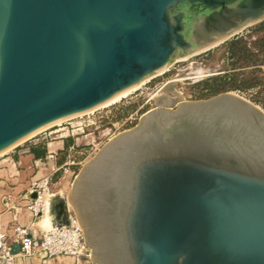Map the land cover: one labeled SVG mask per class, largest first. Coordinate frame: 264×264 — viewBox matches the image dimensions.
Wrapping results in <instances>:
<instances>
[{
    "label": "water",
    "instance_id": "95a60500",
    "mask_svg": "<svg viewBox=\"0 0 264 264\" xmlns=\"http://www.w3.org/2000/svg\"><path fill=\"white\" fill-rule=\"evenodd\" d=\"M263 19L264 0H0V157ZM168 101L47 199L52 224L71 204L93 264H264V110Z\"/></svg>",
    "mask_w": 264,
    "mask_h": 264
},
{
    "label": "rangeland",
    "instance_id": "374dc122",
    "mask_svg": "<svg viewBox=\"0 0 264 264\" xmlns=\"http://www.w3.org/2000/svg\"><path fill=\"white\" fill-rule=\"evenodd\" d=\"M230 43L236 44L231 46ZM222 76L227 80L228 92L236 93L264 110V19L208 51L175 61L165 72L143 80L141 86L117 101L60 122L18 147L23 149L36 143L40 150L47 142L67 137L65 149L57 156L58 164L52 175H48L52 193L48 198L60 191V195L67 199L81 168L107 142L134 128L142 115L161 103H168L170 99L177 100V103L199 100L204 88L197 86L198 83ZM69 207L74 213L71 204ZM45 217L50 220L48 211ZM45 221L42 217L37 224L49 228Z\"/></svg>",
    "mask_w": 264,
    "mask_h": 264
},
{
    "label": "built area",
    "instance_id": "2783aa9c",
    "mask_svg": "<svg viewBox=\"0 0 264 264\" xmlns=\"http://www.w3.org/2000/svg\"><path fill=\"white\" fill-rule=\"evenodd\" d=\"M49 176L33 181L27 191L28 203L25 208L32 214L35 223L45 213V199L50 192ZM36 194L35 198H31ZM14 221H17L21 206H12ZM68 222L65 225H51L47 229L36 232L34 238L30 237L28 227L16 225L13 228V237L20 244V252L12 254L9 242L10 236L0 233V252L4 254L5 261L2 264H30L32 260L38 264H50L59 257H71L75 264H93L91 250L85 242L84 232L75 214L67 206Z\"/></svg>",
    "mask_w": 264,
    "mask_h": 264
},
{
    "label": "crops",
    "instance_id": "0c3cea01",
    "mask_svg": "<svg viewBox=\"0 0 264 264\" xmlns=\"http://www.w3.org/2000/svg\"><path fill=\"white\" fill-rule=\"evenodd\" d=\"M66 138L61 136L56 141L47 142V152L43 158H37L31 152V149L37 148L36 143L23 149L17 147L0 157V233L10 236L9 242L12 245L16 244L13 237V228L16 225L34 229L38 233L41 229H47L35 223L32 214L25 208L29 201L26 195L33 181L52 175L58 164L57 156L65 149ZM54 193L61 194L60 191ZM12 206L22 207L17 221H14ZM44 215L42 217L46 220L45 226L53 225L52 222L50 225L49 218L45 219ZM30 264H38V261L32 260ZM50 264H75V260L71 257H59Z\"/></svg>",
    "mask_w": 264,
    "mask_h": 264
},
{
    "label": "trees",
    "instance_id": "16d2710c",
    "mask_svg": "<svg viewBox=\"0 0 264 264\" xmlns=\"http://www.w3.org/2000/svg\"><path fill=\"white\" fill-rule=\"evenodd\" d=\"M231 46H235L234 44L236 43H230ZM233 50V47L231 48ZM226 78L225 77H216V78H211V79H206L198 83L197 86H203L204 92L203 94L200 95L199 99H207L210 97H213L215 95H218L223 92H228L229 90L226 88L225 83H226ZM31 152L35 154V157H45L46 155V147L43 149L41 148L40 150H37V148L31 149Z\"/></svg>",
    "mask_w": 264,
    "mask_h": 264
},
{
    "label": "bare ground",
    "instance_id": "6f19581e",
    "mask_svg": "<svg viewBox=\"0 0 264 264\" xmlns=\"http://www.w3.org/2000/svg\"><path fill=\"white\" fill-rule=\"evenodd\" d=\"M142 84H143V83L141 82V83H139L137 86L133 87L132 89H129V90H127V91L121 93L120 95H118L117 97H115L114 99H112L111 101H109V102L106 103V104H111V103L117 101L119 98L125 96L127 93H129L130 91H132V90L138 88V87L141 86ZM48 196H50V194L47 195V198L45 199V214H46L47 211H48V214H49V216H50V225H51V214H50V210H49L50 208L48 207L49 205H46V204H47ZM44 216H45V215H44ZM46 218H48V217H45V219H46ZM47 222H48V221H47Z\"/></svg>",
    "mask_w": 264,
    "mask_h": 264
}]
</instances>
